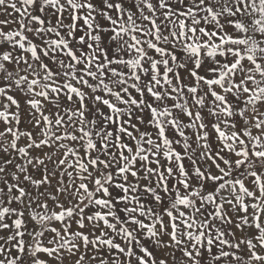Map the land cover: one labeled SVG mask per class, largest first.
Segmentation results:
<instances>
[{"label": "snow or ice", "instance_id": "obj_1", "mask_svg": "<svg viewBox=\"0 0 264 264\" xmlns=\"http://www.w3.org/2000/svg\"><path fill=\"white\" fill-rule=\"evenodd\" d=\"M0 264H264V0H0Z\"/></svg>", "mask_w": 264, "mask_h": 264}]
</instances>
